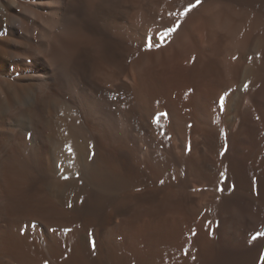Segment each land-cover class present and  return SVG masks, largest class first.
Returning a JSON list of instances; mask_svg holds the SVG:
<instances>
[{
  "label": "bare ground",
  "instance_id": "obj_1",
  "mask_svg": "<svg viewBox=\"0 0 264 264\" xmlns=\"http://www.w3.org/2000/svg\"><path fill=\"white\" fill-rule=\"evenodd\" d=\"M195 4L0 0V264H264V0Z\"/></svg>",
  "mask_w": 264,
  "mask_h": 264
},
{
  "label": "rangeland",
  "instance_id": "obj_2",
  "mask_svg": "<svg viewBox=\"0 0 264 264\" xmlns=\"http://www.w3.org/2000/svg\"><path fill=\"white\" fill-rule=\"evenodd\" d=\"M261 183H263L264 184V176L261 178ZM245 206H246V204H243L242 205V210H243V212H242V214H239V216H238V218H237V220H238V222L239 221H242L243 220V218L247 215V214H249V212L251 211V206L252 205H249L250 206V208L249 207H246L245 208ZM244 208L246 209L245 211H244ZM219 219V221L221 220L220 219V217L218 218ZM253 222V221H252ZM256 224V222H254L252 225L254 226ZM250 224L248 223L246 226H249ZM261 233L258 231V230H253V228L252 229H249L248 231H244V234H242L240 237H239V240L240 241H238V243H237V248L238 249H240V250H250V249H253L254 247H255V245L257 244V241H258V237H261ZM263 236V235H262ZM217 253H216V251H215V249H213V247L210 249V251H208L207 252V254L202 258V260L201 261H217L218 259V257H217V255H216Z\"/></svg>",
  "mask_w": 264,
  "mask_h": 264
},
{
  "label": "snow or ice",
  "instance_id": "obj_3",
  "mask_svg": "<svg viewBox=\"0 0 264 264\" xmlns=\"http://www.w3.org/2000/svg\"><path fill=\"white\" fill-rule=\"evenodd\" d=\"M201 2V0H196V4L195 5H189L188 8L185 9V14H187V12L191 11L192 7H195L197 5H199V3ZM179 24H176L174 27L171 28H167L164 32H163V37H167L168 35L174 33L175 31H177V29L179 28ZM145 39H148L147 37ZM148 48L151 49L152 47L155 46V44L152 42V40L148 41L147 44ZM246 87V86H245ZM222 99V98H221ZM69 153L71 154L72 149L69 147L68 148ZM90 159L92 158L91 156L89 157ZM221 175H223V173H221ZM64 179H68V177H63ZM77 178H79V174H77ZM162 183V182H161ZM218 191H224V189H218ZM45 264H48L47 261H45Z\"/></svg>",
  "mask_w": 264,
  "mask_h": 264
}]
</instances>
